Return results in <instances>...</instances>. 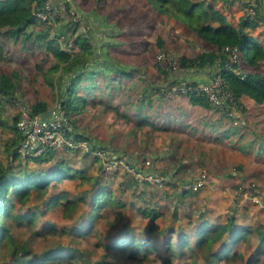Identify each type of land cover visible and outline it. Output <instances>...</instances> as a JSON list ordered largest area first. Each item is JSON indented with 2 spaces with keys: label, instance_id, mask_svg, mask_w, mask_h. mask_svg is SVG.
I'll return each mask as SVG.
<instances>
[{
  "label": "trees",
  "instance_id": "obj_1",
  "mask_svg": "<svg viewBox=\"0 0 264 264\" xmlns=\"http://www.w3.org/2000/svg\"><path fill=\"white\" fill-rule=\"evenodd\" d=\"M45 1L0 0V39H11L13 46L9 51L21 54L16 58L17 69L0 72V264L77 263L87 256L80 247L64 244L45 251L40 239L46 236H71V244L98 238L95 245L104 247L105 261L97 264H107L106 257L115 252H126L129 258L143 261L154 256L162 264H171V257L178 263L183 258L191 264H231L237 259L243 264H263L264 248H257L250 259L247 255L251 252L236 253L245 235L233 216L225 224L205 219L165 227V210L147 203L138 205L144 199L137 190H129L147 182L136 179L121 166L106 168L96 152L109 149L88 135L91 127L110 115L112 118L106 121L121 128L131 125L143 130L149 125L162 129L163 124L169 128L161 115L153 113L155 102L150 96L144 92L137 99L131 81L142 75L136 73L140 68L150 65L162 67L159 70L168 75L171 69L161 65L157 53L171 54L173 43L178 40L174 33L178 27L181 34L191 35L199 43L196 52L175 55L180 71L219 63L218 71L240 106L244 97L264 103V75L256 70L264 61V45L244 32L259 23L245 13L236 28L218 0H51L66 7L54 26L37 17L36 11ZM71 3L82 18L75 20ZM224 4L232 11L234 0H224ZM248 7L259 14L251 0ZM107 11L112 18L109 24ZM91 15L96 16L93 24L101 26L100 32L107 39L102 44L105 59L98 57L94 62L101 69L94 70H88L96 46L89 36ZM161 25L170 27L172 41L157 32ZM151 36H156L155 44L149 40ZM226 46H237L246 65L256 71L238 73L236 64L227 67L229 60L223 51ZM4 58L0 46V61ZM27 63L32 65L31 77L33 73L41 75L35 80L41 94H36L40 98L30 106L32 113L47 114L48 98L55 101L58 94L59 109L69 123L68 135L75 141H87L90 151L48 147L38 156L23 154L24 136L17 125L20 116L15 111L7 119L6 106L16 110L13 100L20 90L19 70ZM151 89L155 92L153 86ZM188 97L194 105L212 108L205 95ZM68 151H72L73 158L59 155ZM120 158L127 161L122 155ZM82 161L87 165L83 166ZM92 164L99 168V177L89 174ZM117 178L122 183L115 188ZM133 211L141 216L137 225L129 217ZM28 236L39 244L38 257L32 256ZM103 236L110 237L108 242L104 243ZM13 254L16 263L4 262Z\"/></svg>",
  "mask_w": 264,
  "mask_h": 264
},
{
  "label": "crops",
  "instance_id": "obj_2",
  "mask_svg": "<svg viewBox=\"0 0 264 264\" xmlns=\"http://www.w3.org/2000/svg\"><path fill=\"white\" fill-rule=\"evenodd\" d=\"M234 5L235 0L233 7ZM243 16H238V25ZM88 20V28L90 32L93 31V37L90 33L89 36L96 45L95 58L88 70L101 69L94 62L98 57L105 59L102 44L107 39L100 32L101 26L93 24L96 16L91 15ZM153 37L149 40L155 44L157 39L154 43ZM168 40L170 42L169 38ZM20 55L12 53V59L16 61ZM241 66L243 72L257 70L264 75V61L260 69L256 70L245 63ZM159 68L153 65L140 68L142 70L136 73L142 75L132 79L131 87L137 99L142 98L144 92L145 96H150L155 102L153 113H157L158 117L161 115L169 128H165L164 124L162 129L149 125L143 130L134 129L131 125L121 128L106 121L112 118L113 115H110L106 119H100L97 126L91 127L88 135L95 143L97 138L100 146L122 155L131 165L139 167L146 161L151 162L148 170L163 178V186L147 182L138 188L132 186L129 190H137L141 194L144 202L139 201L138 205L147 203L165 210V227L171 224L184 225L188 220L199 223L205 219L225 224L233 216L235 224L244 229L245 237L240 243L245 249L242 253L245 255L254 251V246L264 248V103L259 104L244 97L241 99L242 109L230 119L223 111L194 105L188 96L173 91V85L178 80L211 81L212 75L219 70V63L185 72L169 70L168 75L163 74ZM24 71L19 70V97L24 93L27 95L24 91ZM107 72L112 73L110 70ZM32 81L35 82V79ZM65 81L68 83V79ZM152 86L155 92L151 91ZM30 99L32 102L34 97L28 100ZM48 101L49 112L45 115L49 117L60 107L58 94L55 101L50 98ZM63 154L69 159L73 158L69 151L59 153L60 156ZM82 165L86 166L87 162L82 161ZM88 169L94 178L100 176V170L95 164ZM203 169L211 176V182L200 189L186 191L183 185L198 177ZM118 178L115 179V188L122 183ZM117 192H121L120 187ZM254 197L260 198L262 204L254 203ZM129 217L133 219V225L141 220V216L135 211ZM261 260L264 264V254L261 255Z\"/></svg>",
  "mask_w": 264,
  "mask_h": 264
},
{
  "label": "built area",
  "instance_id": "obj_3",
  "mask_svg": "<svg viewBox=\"0 0 264 264\" xmlns=\"http://www.w3.org/2000/svg\"><path fill=\"white\" fill-rule=\"evenodd\" d=\"M253 10V9H251ZM66 12L64 4H55L51 0H46L37 11V17L43 22L56 25V19H58L63 13ZM72 14H77L73 9ZM251 12L248 10L247 16L249 17ZM79 17V15H77ZM76 18V16H75ZM252 19V18H251ZM224 53L228 56L229 62L227 67L237 65L236 71L238 73L243 72L241 69V55L237 46H226L223 49ZM157 59L161 65L165 68L171 69V71H179L176 63L175 55L163 53L157 54ZM173 91L180 95H205L210 101V105L213 109L223 111L228 118L233 119L238 110L242 109L235 99V97L229 92L228 84L222 77L219 71H216L212 75V79L209 82H196L190 80H180L173 85ZM13 103L16 107V111L19 114L18 128L24 136V140L21 142V150L24 155L31 154L38 156L42 154L48 147L59 150L63 148H77L81 151L88 152L90 147L87 141H75L72 136H69L67 130H70L69 123L65 120L63 112L56 109L52 112V115L34 114L31 109L26 106L19 95H15ZM96 154L102 159L106 168L121 166L123 171L128 172L136 179L143 182H150L158 187L163 186V178L155 175L152 172H148L151 162L146 161L142 166L130 165L127 161L120 158V155L114 151L99 150ZM212 180L211 176L205 169H203L199 176L187 181L183 187L188 190H197ZM252 201L261 205L262 200L258 197H254Z\"/></svg>",
  "mask_w": 264,
  "mask_h": 264
},
{
  "label": "rangeland",
  "instance_id": "obj_4",
  "mask_svg": "<svg viewBox=\"0 0 264 264\" xmlns=\"http://www.w3.org/2000/svg\"><path fill=\"white\" fill-rule=\"evenodd\" d=\"M217 2L221 5L222 9L224 10V13H226L230 22H232L236 28H239V25L237 23L238 16H240V15L243 16L245 13H248V10H249L251 12V15L249 17L252 18L254 21H257L259 24L256 28H248V30L244 31V32L251 39L258 41L264 45V0H251V3L255 4L256 9L259 12L258 15L256 14V12L254 10H251L248 7L249 0H246L245 2H242V0H235V5H234V7H232V11H230V9L227 6H225L224 0H218ZM218 8H220V7H218ZM74 11L76 12V10H74ZM109 12L108 11L106 12L107 13L106 20L108 21V24L112 20V18L108 17ZM77 15H79V17ZM82 17L83 16H81L78 13V14H76L75 20H78L79 18H82ZM107 31H108V29L106 28L105 33H108ZM157 32L160 33V35L168 37V38L173 37L172 30H170V27H168V26L167 27L163 26V25L158 26ZM174 33L176 35H178V41L175 40V43H173V48L170 51L172 55H178L180 53L190 54V53L196 52L199 49V43L191 35L185 36L184 34H181V30H179V28H177ZM185 37H187V38H185ZM155 39H156V36L152 38V40H154L153 41L154 43H155ZM172 39H170V40L172 41ZM4 40L5 41L3 42L0 39V46H3V52L5 55L4 60L0 61V72L1 71L9 72L15 68L17 69L18 62L14 61L12 59V53L10 52L12 50L9 51L10 47L13 46L11 39L6 38ZM183 41L185 42V44H182ZM5 42H7V43H5ZM154 50L156 51L157 48H155ZM12 62H13V64H12ZM241 62L245 63V65H246V61L243 59L242 56H241ZM23 65L24 66L21 69L25 70L24 72H27L25 74V83H24V91H26L27 95H25V93H24V95H23L24 97L22 96L24 100L22 99L21 96L20 97H21L23 102L25 101L24 103L26 104V106L30 107V105L34 101H37L40 98V96H36V94L40 92V87L36 86V83L32 80H34V79L39 80L38 78H41V75H38L37 73H33L34 77H31V75H30L31 73H30L29 69L31 70L32 65L30 63L23 64ZM241 69L243 70L242 66H241ZM36 87H38V88H36ZM40 94H41V92H40ZM32 97H34V99L31 102V99H30V101L28 99L32 98ZM26 101H28L29 103H27ZM6 107H7L6 118L9 119L12 117V115L15 113L16 110H15V108L12 109V107H9L8 105ZM69 154L73 155L72 151H69ZM80 155H82V154L80 153ZM103 237H104V243L108 242V239L110 237H107V236L106 237L103 236ZM71 238H73V237H71V236H68V237L67 236H56V237L46 236L44 238H41L40 240L44 244L45 251L50 249V248H53L57 244H64L65 246L70 245L73 248L80 247L81 249H83L87 253V256L84 258V260L81 259V260L77 261V263H75V261L71 260V261H64L62 263H56V264H97V261H100V260L105 261V258L103 256L104 252H105L104 247L95 245V242L98 240V238L89 237L87 240H75L73 242V244L70 243ZM27 241H29L28 245L31 247V249L33 251L32 256L38 257L40 252H41V250L39 249V244L29 240V236L27 238ZM255 248H256V246L253 247V250ZM256 250H257V248L254 251H256ZM235 251H236V253L238 252V253H241L242 255H244L242 253V251H245V249L242 246V244H240L239 247L235 249ZM254 251L247 255L248 259H250V257L254 254ZM246 253H247V251H246ZM106 258H107V264H162L154 256H150V257H148V259L146 261H143L139 257L135 258V259L129 258L126 252H115ZM171 261H172L171 264H182V263L191 264L188 260H184L183 258H182V260L180 259L179 263H178L177 259H175L173 257H171ZM4 262L16 263V254H13L9 257H6ZM231 262H232L231 264H243V262L240 261L239 259H237L235 261H231ZM228 264H230V263H228Z\"/></svg>",
  "mask_w": 264,
  "mask_h": 264
},
{
  "label": "water",
  "instance_id": "obj_5",
  "mask_svg": "<svg viewBox=\"0 0 264 264\" xmlns=\"http://www.w3.org/2000/svg\"><path fill=\"white\" fill-rule=\"evenodd\" d=\"M73 6H74V7H73ZM71 7H72V9H73V10H75V9H76V7H75V5H74V4H71ZM90 34H91V37H93V31H91V32H90Z\"/></svg>",
  "mask_w": 264,
  "mask_h": 264
}]
</instances>
